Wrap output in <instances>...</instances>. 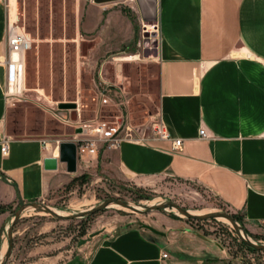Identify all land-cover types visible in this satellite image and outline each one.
Here are the masks:
<instances>
[{"label":"crops","instance_id":"obj_1","mask_svg":"<svg viewBox=\"0 0 264 264\" xmlns=\"http://www.w3.org/2000/svg\"><path fill=\"white\" fill-rule=\"evenodd\" d=\"M10 16L13 5L0 0V138L8 135ZM77 19L96 41L97 55L129 47L141 25L159 26L154 40H139L151 46L159 67L154 117L172 138L184 140L178 150L172 139L153 133L115 149L100 143L93 163L126 179L172 177L201 185L239 214L250 233L264 237V0H77ZM58 155L53 141L11 136L9 152L0 150V206L20 198L42 201L83 174L79 160L75 172L62 162L46 169L45 158ZM10 209L0 213V232ZM176 247L181 245L162 232L128 227L98 240L90 252L65 261L56 254L42 263L219 264L203 255L175 254Z\"/></svg>","mask_w":264,"mask_h":264},{"label":"rangeland","instance_id":"obj_2","mask_svg":"<svg viewBox=\"0 0 264 264\" xmlns=\"http://www.w3.org/2000/svg\"><path fill=\"white\" fill-rule=\"evenodd\" d=\"M7 1L13 5V15H18L33 38V46L25 55L24 87L9 89L8 135L45 139L58 147L62 141L73 140L75 123L61 116V102L77 103L78 118L72 119L74 122L98 116L114 121L120 114L119 109L99 103L97 85L101 80L119 84L124 89L133 138H139L141 133H153V124L158 119L154 116L160 96L159 67L152 58L151 46L139 44V40L150 38L145 35L143 25L139 39L126 49L97 55L94 54L96 41L87 37L78 22L77 0ZM147 29L154 33L153 26ZM79 162L85 176L42 199L68 218L59 219L34 208L25 210L14 226V248L5 264H44V258L56 254L62 255L65 261L79 253L90 252L98 240L106 236L128 227L148 230L147 226L166 234L174 244H180L181 248L174 249L175 254L203 255L219 264H264V251H249L226 218L192 219L172 207L139 213L119 204L71 218L108 198L127 201L140 209L174 201L197 214L217 211L237 214L216 194L190 181L162 177L142 182L122 178L117 171H105L93 163L92 158L88 163L81 159ZM19 206V201L11 206L4 222L0 251L6 247L4 245L8 249V228ZM248 236L257 243H264L261 235L248 233ZM1 257L2 252L0 261Z\"/></svg>","mask_w":264,"mask_h":264},{"label":"built area","instance_id":"obj_3","mask_svg":"<svg viewBox=\"0 0 264 264\" xmlns=\"http://www.w3.org/2000/svg\"><path fill=\"white\" fill-rule=\"evenodd\" d=\"M10 5V2H8ZM11 7V5H10ZM143 31L152 32L144 27ZM152 31L157 34L159 26L153 25ZM33 46V38L26 31L17 14L8 17L7 24V64H8V83L9 89H19L21 83H25V55ZM97 92L100 105H114L120 114L114 121L103 120L96 117L89 120H76L75 122L68 118L70 123H75V137L73 141L77 144L78 160L86 163L99 152V144L103 143L108 148H118L122 141L133 138L134 129L129 123L128 99L124 89L119 85L106 80H101L97 85ZM65 120V118H64ZM80 129V130H79ZM79 130V131H78ZM125 132V134H123ZM202 137H207L205 129L200 131ZM153 135L159 139H172L173 148L178 150L183 147L182 138H172L167 126L161 118H158L153 124ZM140 138V135H139ZM137 138V139H139ZM11 136L3 135L0 138L1 153L6 155L9 152ZM164 257L168 254L164 253Z\"/></svg>","mask_w":264,"mask_h":264},{"label":"water","instance_id":"obj_4","mask_svg":"<svg viewBox=\"0 0 264 264\" xmlns=\"http://www.w3.org/2000/svg\"><path fill=\"white\" fill-rule=\"evenodd\" d=\"M97 2H104V1H111V0H96ZM155 35V34H153ZM146 36H149V33H146ZM59 108L62 110L61 111V116L65 119L71 118H78V105L76 102H61L59 103ZM72 110L70 113L68 110ZM80 130V129H79ZM78 130V131H79ZM66 163L67 170L69 172H75L77 171L78 168V154H77V144L73 140H67V141H62L59 144V155L58 157H47L44 160V166L46 169H56L58 168V163ZM20 206L17 209V211L14 214V218L12 220L11 225L8 228V237H9V244H8V249L3 257V259L0 261V264H5L13 251L14 248V235H13V229L14 226L17 222V220L21 217L23 212L29 208H34L39 211H44L47 213H50L54 215L55 217L59 219H67L68 216H64L60 213H58L54 208H52L50 205L45 204L42 201H24L23 199H19ZM111 204H119L123 207L129 208L133 211L139 212V213H147L151 210H158V209H166L168 207H172L177 209L181 214L185 215L188 218L192 219H197V220H208V219H213V218H226L229 220L234 228L236 229L240 239L246 243L248 246L254 248L257 251H264V243H257L253 241L249 236L248 233L243 229V227L240 225V223L234 218V216L227 212V211H217V212H211L207 214H197L193 213L187 208L181 206L180 204L174 202V201H167L164 203H159V204H151V205H146L143 208L140 209L136 205H132L131 203L120 200V199H114V198H108L104 200L101 204H99L96 207H93L91 209L85 210L78 212L76 214L71 215L70 217H82L85 215H90L94 214L104 208H107ZM148 229L159 233L157 229L147 226ZM161 233V232H160Z\"/></svg>","mask_w":264,"mask_h":264},{"label":"trees","instance_id":"obj_5","mask_svg":"<svg viewBox=\"0 0 264 264\" xmlns=\"http://www.w3.org/2000/svg\"><path fill=\"white\" fill-rule=\"evenodd\" d=\"M83 176L85 175H81V177H78V178H83ZM11 205H2L0 206V213L2 212H5L6 210H8V208H10ZM234 218L238 221V222H241L242 223V227L245 229L246 232L250 233L247 228L245 227L244 223H243V218L239 215V214H233ZM247 249L251 252H259L257 250H255L254 248L248 246L246 243L244 244ZM0 246H1V241H0Z\"/></svg>","mask_w":264,"mask_h":264},{"label":"bare ground","instance_id":"obj_6","mask_svg":"<svg viewBox=\"0 0 264 264\" xmlns=\"http://www.w3.org/2000/svg\"><path fill=\"white\" fill-rule=\"evenodd\" d=\"M23 83H24V82H23ZM23 83H21L20 88L24 86ZM56 211H57V210H56ZM58 213H59V212H58ZM5 246H6V247H4L3 250H2V257H1V259H3L4 255H5V253H6L7 245H5Z\"/></svg>","mask_w":264,"mask_h":264}]
</instances>
